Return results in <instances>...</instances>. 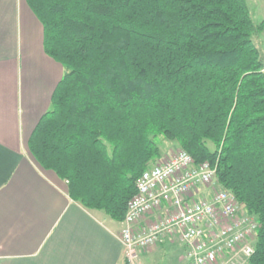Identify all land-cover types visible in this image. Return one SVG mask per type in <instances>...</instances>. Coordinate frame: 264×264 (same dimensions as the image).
Returning a JSON list of instances; mask_svg holds the SVG:
<instances>
[{"label": "trees", "instance_id": "obj_1", "mask_svg": "<svg viewBox=\"0 0 264 264\" xmlns=\"http://www.w3.org/2000/svg\"><path fill=\"white\" fill-rule=\"evenodd\" d=\"M63 74L28 150L68 195L120 221L141 172L174 141L260 226L264 264V58L246 0H25ZM125 264H130L125 259Z\"/></svg>", "mask_w": 264, "mask_h": 264}, {"label": "crops", "instance_id": "obj_2", "mask_svg": "<svg viewBox=\"0 0 264 264\" xmlns=\"http://www.w3.org/2000/svg\"><path fill=\"white\" fill-rule=\"evenodd\" d=\"M62 74L26 1L0 0V264H125L120 222L73 200L66 181L28 150ZM156 248L139 263L159 251L179 264L169 242Z\"/></svg>", "mask_w": 264, "mask_h": 264}, {"label": "built area", "instance_id": "obj_3", "mask_svg": "<svg viewBox=\"0 0 264 264\" xmlns=\"http://www.w3.org/2000/svg\"><path fill=\"white\" fill-rule=\"evenodd\" d=\"M259 226L219 182L217 160L178 148L138 176L118 236L130 264L163 242L179 250V264H246Z\"/></svg>", "mask_w": 264, "mask_h": 264}, {"label": "rangeland", "instance_id": "obj_4", "mask_svg": "<svg viewBox=\"0 0 264 264\" xmlns=\"http://www.w3.org/2000/svg\"><path fill=\"white\" fill-rule=\"evenodd\" d=\"M246 2L248 4L253 21L255 23H258L261 20H264V0H246ZM253 39L256 45L259 47L262 57L264 58V30L254 35ZM160 148L162 151V155H165L177 150L180 147H178L177 143L174 141L162 140L160 143ZM157 246H155L153 249H155ZM158 254H161V252L159 253V251H155L154 253L149 254L148 257L149 259L147 258L148 264H170L169 261L171 256L168 255L170 258L169 257L167 258L165 257V255L162 256ZM168 254H172V253L169 252ZM135 264H141V263H135Z\"/></svg>", "mask_w": 264, "mask_h": 264}]
</instances>
